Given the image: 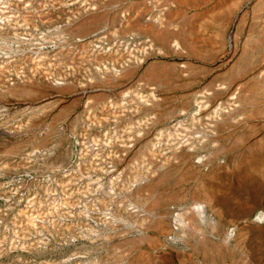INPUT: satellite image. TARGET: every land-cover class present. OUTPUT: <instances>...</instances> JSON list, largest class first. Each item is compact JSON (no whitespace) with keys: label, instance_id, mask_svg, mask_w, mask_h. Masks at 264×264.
I'll list each match as a JSON object with an SVG mask.
<instances>
[{"label":"rangeland","instance_id":"obj_1","mask_svg":"<svg viewBox=\"0 0 264 264\" xmlns=\"http://www.w3.org/2000/svg\"><path fill=\"white\" fill-rule=\"evenodd\" d=\"M258 213L264 0H0V264H264Z\"/></svg>","mask_w":264,"mask_h":264},{"label":"bare ground","instance_id":"obj_2","mask_svg":"<svg viewBox=\"0 0 264 264\" xmlns=\"http://www.w3.org/2000/svg\"><path fill=\"white\" fill-rule=\"evenodd\" d=\"M205 92H203V94H204ZM201 95L200 97H201V99L204 101V99L205 98H208V96H209V94L210 93H207L206 92V94H204V95ZM208 94V95H207ZM197 97H199V96H197ZM199 99V98H198ZM230 99V98H229ZM228 99V100H229ZM233 99V98H232ZM206 100H207V102L210 100V99H205V103H206ZM260 100V99H259ZM199 101V100H198ZM203 101H200L201 103H203ZM232 101V100H231ZM199 102V103H200ZM227 102H229V101H227ZM210 104V103H209ZM233 104V103H232ZM233 106V105H232ZM234 107V106H233ZM217 108H218V106H217ZM214 110H215V108H214ZM230 110V109H229ZM221 111H223V110H221ZM221 113H223V112H221ZM218 114V113H217ZM219 118V117H218ZM215 119V118H214ZM213 121V120H212ZM212 125H213V123H212ZM215 125H213V127H214ZM215 128V127H214ZM214 130V129H213ZM194 148V147H193ZM179 149V148H178ZM192 149V148H191ZM196 149V148H195ZM188 150H189V148H188ZM194 150V149H193ZM207 150V149H206ZM176 151H177V149H176ZM173 154V153H172ZM176 154V153H175ZM184 154V153H183ZM176 156V155H175ZM189 158V157H188ZM188 160V159H187ZM196 162H198V161H196ZM197 209V208H196ZM204 209H202L201 207H199L198 209H197V212H198V214H202L204 211H203ZM249 208H247V211L249 212ZM156 212V211H155ZM151 213V212H150ZM250 213V212H249ZM193 214H194V212H193ZM192 216V215H191ZM176 221H177V219H175ZM181 223V222H180ZM149 224V223H148ZM264 224V213H258L256 216H255V218L252 220V222H251V228H250V230H253L254 229V227H257L258 225H263ZM181 225H183V224H181ZM142 226V225H141ZM179 226V225H178ZM184 226H186V225H184ZM175 228V227H174ZM178 228V227H177ZM180 228L182 229V227L180 226ZM176 229V228H175ZM179 231V230H178ZM177 231V232H178ZM175 232H176V230H175ZM174 232V233H175ZM181 232V231H180ZM189 232V231H188ZM173 233V232H172ZM204 233V232H203ZM178 234V233H177ZM175 235H176V233H175ZM186 235V234H185ZM184 235V236H185ZM231 235V234H230ZM202 236V235H201ZM228 236V235H227ZM229 237V236H228ZM177 239H179V238H177ZM205 240V239H204ZM203 245V244H202Z\"/></svg>","mask_w":264,"mask_h":264}]
</instances>
